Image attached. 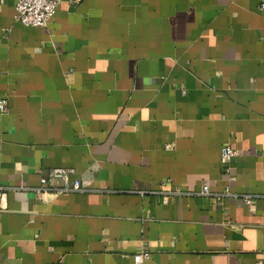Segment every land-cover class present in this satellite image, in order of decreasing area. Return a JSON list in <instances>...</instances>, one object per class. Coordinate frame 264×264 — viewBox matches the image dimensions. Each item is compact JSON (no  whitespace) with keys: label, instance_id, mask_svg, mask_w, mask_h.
<instances>
[{"label":"crops","instance_id":"obj_1","mask_svg":"<svg viewBox=\"0 0 264 264\" xmlns=\"http://www.w3.org/2000/svg\"><path fill=\"white\" fill-rule=\"evenodd\" d=\"M262 5L61 0L39 27L0 2V264L263 258ZM55 167L82 189L39 190Z\"/></svg>","mask_w":264,"mask_h":264},{"label":"built area","instance_id":"obj_2","mask_svg":"<svg viewBox=\"0 0 264 264\" xmlns=\"http://www.w3.org/2000/svg\"><path fill=\"white\" fill-rule=\"evenodd\" d=\"M4 0H0L3 2ZM14 3V19L27 26H39L45 27L49 19L53 16L57 5L61 0H12ZM264 7V5H262ZM0 111H7L6 100L0 99ZM238 154L237 150L233 149L230 145L224 144L220 150V161L223 165H227L233 157ZM73 172V169L67 167H55L50 169L48 177H41V185L39 190H48L47 184L50 178L60 177L63 179L61 187H57L56 192H72L81 190V183L78 179L69 181V174ZM169 180V179H168ZM228 192V189H226ZM172 193H179V190H175ZM196 193L209 194L210 191L207 185L200 187V190ZM5 194V187L0 183V199ZM244 202L248 204L251 199V195L244 196ZM150 257L149 252L146 250H139L133 255L135 264H142L145 259ZM254 264H264V257L256 260Z\"/></svg>","mask_w":264,"mask_h":264}]
</instances>
